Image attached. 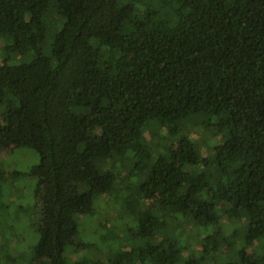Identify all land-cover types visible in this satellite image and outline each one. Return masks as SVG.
<instances>
[{
    "label": "trees",
    "instance_id": "16d2710c",
    "mask_svg": "<svg viewBox=\"0 0 264 264\" xmlns=\"http://www.w3.org/2000/svg\"><path fill=\"white\" fill-rule=\"evenodd\" d=\"M12 145L39 155L27 264H264V0H0ZM116 186L98 239L117 244L66 256L95 246L77 218Z\"/></svg>",
    "mask_w": 264,
    "mask_h": 264
},
{
    "label": "rangeland",
    "instance_id": "374dc122",
    "mask_svg": "<svg viewBox=\"0 0 264 264\" xmlns=\"http://www.w3.org/2000/svg\"><path fill=\"white\" fill-rule=\"evenodd\" d=\"M60 19V16H57ZM52 15L46 19V22L52 24L56 21ZM36 32H40L37 27ZM44 51L48 52L47 46H44ZM19 58V57H18ZM22 58V57H21ZM15 59H17L15 57ZM20 59V58H19ZM24 59V58H22ZM210 119H207L205 124L202 122L200 127L203 128L202 138H200L201 145L205 149H212V147L220 141L218 133L210 127ZM175 123L163 124L155 122L153 127L155 129L167 130V128L174 126ZM148 135V131L144 133ZM141 137H143L140 134ZM39 161L38 153L30 147L12 145L7 150L0 153V202L5 206L0 216V243H5V249L16 256L18 264H27L31 260V246L37 241L38 232L36 230V223L39 217V207L35 205L32 189L35 179L30 175L24 174L29 168ZM122 177V176H120ZM121 185V182H119ZM118 187L111 189V195L104 197V204L112 206H102L100 201H95L92 214L79 215L77 242L89 241L95 244L92 248L79 249L75 253L70 251V247H66L64 253L70 258H87L91 257V250L95 252L96 247L111 248L113 242L117 244L115 238H110V245L106 242H101L98 238L103 233H111L108 225L116 223V220L121 216L122 212L116 209L111 218L107 221L103 220L104 214L101 211L106 209L110 211L114 209V201L117 196ZM100 197H98L99 199ZM116 207H118V202ZM120 203V202H119ZM101 206V207H100ZM114 207V208H113ZM102 208V210H100ZM107 212V211H106ZM105 225L104 227L99 225ZM127 226V225H126ZM116 240V241H114ZM102 243V244H101ZM221 241L219 246L223 245ZM102 253L100 252L99 255ZM0 252V259H1ZM99 264V261H97Z\"/></svg>",
    "mask_w": 264,
    "mask_h": 264
}]
</instances>
